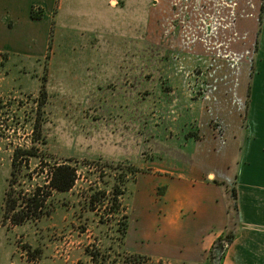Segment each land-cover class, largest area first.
<instances>
[{"label":"rangeland","instance_id":"obj_1","mask_svg":"<svg viewBox=\"0 0 264 264\" xmlns=\"http://www.w3.org/2000/svg\"><path fill=\"white\" fill-rule=\"evenodd\" d=\"M62 1L65 30L97 14L89 4L107 24L100 37L59 32L43 54L0 56V264H192L147 238L139 191L179 162L238 159L264 4L262 22L248 23L252 0ZM19 148L38 157L17 162V212L37 192L48 198L40 218L14 225L5 200ZM58 165L77 170L70 192L48 188ZM165 192L145 196L159 209Z\"/></svg>","mask_w":264,"mask_h":264},{"label":"crops","instance_id":"obj_2","mask_svg":"<svg viewBox=\"0 0 264 264\" xmlns=\"http://www.w3.org/2000/svg\"><path fill=\"white\" fill-rule=\"evenodd\" d=\"M61 1L0 0V56L6 53L43 54L49 48L50 38L59 32L100 37L105 31L107 10L92 4L89 6L97 14L85 20L87 24L83 23V29L78 32L65 30L66 16H61ZM257 1H251L254 11L248 13L247 8L244 21L262 22L260 10L264 0L259 9ZM251 2L245 4L250 7ZM39 11L42 16L36 20L33 12ZM102 12L105 14L101 15ZM101 20L105 25L102 29ZM260 34L254 64H249V79L246 77L250 102L238 159L226 161L225 169L206 167L208 165L195 161L186 168L185 163L179 162V168L166 171L168 176H159V181L152 179V187L142 183L137 205L144 225H148L144 231L154 244L162 246L163 258L192 264L208 263L212 246L228 232V210L232 203L230 185L236 179L239 227L223 264H264V29ZM157 186L166 187L160 210L145 196ZM154 206L163 212L159 225H149L152 218L156 219L151 215Z\"/></svg>","mask_w":264,"mask_h":264},{"label":"trees","instance_id":"obj_3","mask_svg":"<svg viewBox=\"0 0 264 264\" xmlns=\"http://www.w3.org/2000/svg\"><path fill=\"white\" fill-rule=\"evenodd\" d=\"M262 11L264 12V6L262 8ZM41 16H42L41 11L33 12L34 19L38 20L41 18ZM262 18L263 15L261 19ZM41 94H43V92ZM2 104L3 103L0 99V111L2 110V106H3ZM36 152L38 151L35 148H32L30 150H22L21 148H19L15 151L14 154V158H13L14 170L12 172V180L10 184L11 189L6 193V200H5V204H6L5 218L11 221L14 225L22 224L27 220L40 218L39 214H41L40 212L46 206L48 197L46 196L40 197V194H38L37 192L35 197L32 199V201L27 203L26 205L27 211H25L26 210L25 209L24 211L17 212L19 207V201L13 198L12 186L14 183H16L17 180V173L15 170L17 162L19 161L20 158H22V156L24 157L26 156L25 158H27V161H30L32 158L38 157ZM130 172L132 176L133 175L135 176L137 174V171L133 172L132 169L130 170ZM134 176L133 178L135 179ZM48 180H49V187H48L49 189L61 193L70 192L74 188L78 180L77 170L68 165L55 166L50 170ZM122 193H118V196H120ZM228 211L230 215V222H229L230 224L228 226V232L223 236H221L220 238H218V240L212 246L208 264H223L230 246L234 243V241L237 238V231L235 230L236 228L239 227V209L237 202V193L235 188L232 191V203L229 206ZM126 230L127 228L125 229V232Z\"/></svg>","mask_w":264,"mask_h":264},{"label":"bare ground","instance_id":"obj_4","mask_svg":"<svg viewBox=\"0 0 264 264\" xmlns=\"http://www.w3.org/2000/svg\"><path fill=\"white\" fill-rule=\"evenodd\" d=\"M116 3H114V5H115Z\"/></svg>","mask_w":264,"mask_h":264}]
</instances>
